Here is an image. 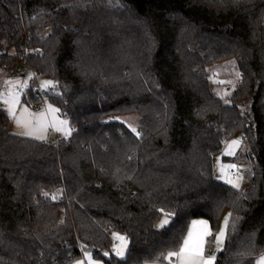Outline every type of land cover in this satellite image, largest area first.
Masks as SVG:
<instances>
[{
  "label": "trees",
  "instance_id": "trees-1",
  "mask_svg": "<svg viewBox=\"0 0 264 264\" xmlns=\"http://www.w3.org/2000/svg\"><path fill=\"white\" fill-rule=\"evenodd\" d=\"M50 37H41L45 26ZM60 90L57 145L13 133L0 107V264H168L193 219L229 210L215 264L264 254V0H0V72L13 52ZM229 70V74L225 71ZM210 76L227 82L223 98ZM232 86V87H230ZM23 100H38L29 91ZM135 129V131H133ZM238 138L243 188L214 174ZM168 225L156 227L160 217ZM111 231L128 240L111 252ZM108 251L109 256L103 253Z\"/></svg>",
  "mask_w": 264,
  "mask_h": 264
},
{
  "label": "rangeland",
  "instance_id": "rangeland-1",
  "mask_svg": "<svg viewBox=\"0 0 264 264\" xmlns=\"http://www.w3.org/2000/svg\"><path fill=\"white\" fill-rule=\"evenodd\" d=\"M229 74V70L225 71ZM3 75V73H2ZM3 77V76H2ZM213 83L215 84L214 89L217 93H219L223 98H225L226 94L229 93V85L227 82L223 84V86L216 85L219 83V80L215 77L212 78ZM45 82H51L50 84H45ZM28 83V78L24 79V84ZM2 84L1 81V72H0V86ZM39 84L44 88H49L53 85V81L48 77H41L39 79ZM232 87V86H230ZM0 107L3 108L6 113L9 115L11 119V128L10 130L18 135L30 137L38 140L49 141V130H53L55 134L61 138L66 137L72 132L69 119L63 117L60 110L56 108L52 104H48L47 108L41 104L40 108L31 107L23 100V94L19 92H13L8 95H0ZM19 121V123H18ZM32 132V135H23L24 132ZM37 137H43L39 139ZM242 147V142L238 138H231L226 142V146L222 154H219L215 158V162L213 165V171L217 179L233 185H238V189L243 188V172L245 166L243 164L234 163L233 157L237 155L238 151ZM221 161L223 162L221 165ZM234 165V167H232ZM232 181V183H229ZM167 216L163 214L158 220L156 227L161 229L163 227H159L161 222ZM230 217L229 210H225L222 214L219 229L216 235H219L221 230L224 231V236L221 239L220 244H224L226 239V231H227V223ZM168 218V217H167ZM169 221V219H168ZM227 221V223H226ZM169 223V222H168ZM168 225V224H167ZM166 226V225H165ZM115 234V235H114ZM116 236H123L116 232L111 234V252L115 254L114 246L120 245V241L116 239ZM127 241L125 255L127 252L128 240ZM216 243L217 239H216ZM107 253V255H105ZM105 256H109V252L106 251L103 253ZM116 255V254H115ZM124 255V257H125ZM121 258V257H120ZM262 260H264V254L256 258L255 264H261ZM70 264H105L101 258L94 256L92 252H85L83 255L71 262ZM153 264V263H149Z\"/></svg>",
  "mask_w": 264,
  "mask_h": 264
},
{
  "label": "built area",
  "instance_id": "built-area-1",
  "mask_svg": "<svg viewBox=\"0 0 264 264\" xmlns=\"http://www.w3.org/2000/svg\"><path fill=\"white\" fill-rule=\"evenodd\" d=\"M52 34V27L47 25L42 29L41 37L43 39L50 37ZM32 31L30 29H25L21 35V42L23 48L20 52H13L10 61L2 64V84L0 86V95H8L13 92L22 93L23 96L29 91L33 92L34 98L38 102L33 105L34 108H40L41 104L47 108L49 101L48 95L50 93H55L60 90L59 85L53 84L49 88H44L39 84L40 75L33 69L29 62V56L32 54L38 55L43 52V47L35 46L33 51L28 49V45L32 39ZM28 78V83L24 84V79ZM214 76H210L212 79ZM50 142L57 145L64 138H61L55 134L53 130H49ZM71 135V134H70ZM69 135V136H70ZM223 162L221 161V165ZM112 233V231H111ZM221 248L220 243H216L215 246L209 250V256L215 257ZM219 249V250H218Z\"/></svg>",
  "mask_w": 264,
  "mask_h": 264
},
{
  "label": "snow or ice",
  "instance_id": "snow-or-ice-1",
  "mask_svg": "<svg viewBox=\"0 0 264 264\" xmlns=\"http://www.w3.org/2000/svg\"><path fill=\"white\" fill-rule=\"evenodd\" d=\"M51 82H45V84H50ZM19 123V121H18ZM135 131V129H133ZM23 135H32V132H24L22 133ZM39 139H42L43 137H37ZM234 167V165L232 166ZM229 183H232V181H229ZM234 187H238V185H233ZM168 218L166 217L159 227H164L165 225L168 224ZM227 223V221H226ZM224 231L221 230L219 235L217 236V242L220 243L222 237L224 236ZM115 235V234H114ZM208 235V233H204V236ZM116 239L120 241V245L114 246L115 254L118 257L123 258L125 255V249L127 245V241L125 237L123 236H116ZM203 244H204V239L203 237H198V238H193V235L190 233L189 237L184 241L183 247L181 248L179 253H170L169 257L171 256H177L180 258H183L184 253H188V264H213V261L215 257H209L208 259H203ZM219 250V249H218ZM107 255V253H105ZM261 264H264V260H262Z\"/></svg>",
  "mask_w": 264,
  "mask_h": 264
},
{
  "label": "crops",
  "instance_id": "crops-1",
  "mask_svg": "<svg viewBox=\"0 0 264 264\" xmlns=\"http://www.w3.org/2000/svg\"><path fill=\"white\" fill-rule=\"evenodd\" d=\"M69 135H67L66 137H69ZM66 137H64V138H66ZM49 139H50V136H49ZM168 219H169V222H170V218L169 217H168ZM206 232L208 233V235L204 236V233H206ZM190 233L193 235L194 239L198 238V237H203V239H204L203 259H208L209 257H211V256L206 254V242H207L208 236H210V234H211L210 223L208 222V220H206L204 218L193 219L191 221L189 227H188V230H187V233L185 235L184 241L189 237ZM184 241H183V244H184ZM183 244H182L181 248L183 247ZM180 250L177 253H179ZM188 257H189L188 253H184L183 258H180V257H177V256H171L170 257V261H169L168 264H188ZM147 264H149V263H147ZM213 264H215V259L213 261Z\"/></svg>",
  "mask_w": 264,
  "mask_h": 264
}]
</instances>
